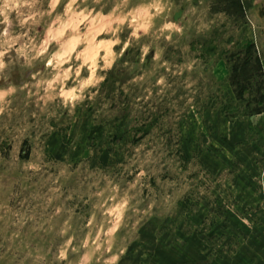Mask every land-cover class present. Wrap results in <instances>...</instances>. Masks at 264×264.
Here are the masks:
<instances>
[{"label":"rangeland","instance_id":"rangeland-1","mask_svg":"<svg viewBox=\"0 0 264 264\" xmlns=\"http://www.w3.org/2000/svg\"><path fill=\"white\" fill-rule=\"evenodd\" d=\"M253 1L0 0V264H264Z\"/></svg>","mask_w":264,"mask_h":264},{"label":"crops","instance_id":"crops-1","mask_svg":"<svg viewBox=\"0 0 264 264\" xmlns=\"http://www.w3.org/2000/svg\"><path fill=\"white\" fill-rule=\"evenodd\" d=\"M242 4H243V7L246 9L248 7H251L252 5V8H253V0H241ZM261 63H262V67H263V72H264V56L262 57L261 59Z\"/></svg>","mask_w":264,"mask_h":264},{"label":"trees","instance_id":"trees-1","mask_svg":"<svg viewBox=\"0 0 264 264\" xmlns=\"http://www.w3.org/2000/svg\"><path fill=\"white\" fill-rule=\"evenodd\" d=\"M248 47H253V43H251V42H248ZM255 60H257V58H254Z\"/></svg>","mask_w":264,"mask_h":264}]
</instances>
